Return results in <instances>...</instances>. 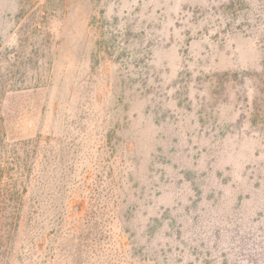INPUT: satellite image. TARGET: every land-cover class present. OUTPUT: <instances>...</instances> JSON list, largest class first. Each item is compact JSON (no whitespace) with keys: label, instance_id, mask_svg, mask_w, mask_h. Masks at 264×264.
<instances>
[{"label":"rangeland","instance_id":"obj_1","mask_svg":"<svg viewBox=\"0 0 264 264\" xmlns=\"http://www.w3.org/2000/svg\"><path fill=\"white\" fill-rule=\"evenodd\" d=\"M235 71L251 77L218 84ZM263 74L264 0H0L14 129L55 136L78 175L113 156L140 184L136 226L168 209L199 259L211 237L213 256L264 264Z\"/></svg>","mask_w":264,"mask_h":264},{"label":"trees","instance_id":"obj_2","mask_svg":"<svg viewBox=\"0 0 264 264\" xmlns=\"http://www.w3.org/2000/svg\"><path fill=\"white\" fill-rule=\"evenodd\" d=\"M250 77L225 72L217 81L243 85ZM257 78L264 84V74ZM258 102L252 125L264 122ZM19 129L0 103V264H236L231 252L212 255L211 237L198 246L211 258L195 257V232L183 231L182 217L168 209L136 226L140 184L113 170V156L102 169L78 175L55 136ZM77 199L85 209L75 224Z\"/></svg>","mask_w":264,"mask_h":264}]
</instances>
